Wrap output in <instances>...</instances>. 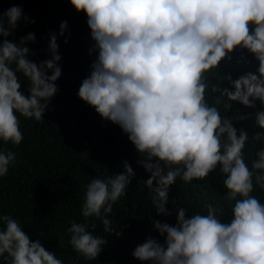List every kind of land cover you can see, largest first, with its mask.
<instances>
[{
    "label": "clouds",
    "instance_id": "9594fccd",
    "mask_svg": "<svg viewBox=\"0 0 264 264\" xmlns=\"http://www.w3.org/2000/svg\"><path fill=\"white\" fill-rule=\"evenodd\" d=\"M86 14L91 51L96 57L77 95L102 118L127 133L150 173L143 180L157 214L170 216L169 186L179 177L186 183L200 180L213 170L223 174L224 193L218 201H204L203 211L187 214L178 206L175 224L153 220L164 237L148 236L131 255L148 264H264V200L253 195L264 190V146L249 163L245 148L248 131L232 121L252 113L236 111L222 116L232 102L264 105V0H70ZM21 20H28L19 5L0 13V141L18 145L24 139L20 117L44 119L54 83L61 75L56 34L50 35L51 57L36 62L27 41L8 38ZM34 22V21H33ZM60 32L66 28L61 21ZM247 49L258 61L255 72L221 79L229 86L211 83L208 74L234 49ZM242 59V57H241ZM239 62V61H238ZM28 81V94L21 79ZM218 93L209 104L206 94ZM219 106V107H218ZM254 122L262 129L253 139L264 142V108ZM16 152L0 148V177L17 163ZM124 171L94 176L84 188L80 212L85 222L72 220L65 228L68 243L86 260L101 252L106 240L89 229L87 218L96 217L106 232L113 231V202L125 195L134 175ZM155 181V183H154ZM222 201V202H221ZM230 215L228 222L222 217ZM96 227L95 223L91 224ZM120 235L119 232L116 233ZM63 241H61V244ZM0 260L4 264H64L39 239H31L18 219L0 215Z\"/></svg>",
    "mask_w": 264,
    "mask_h": 264
},
{
    "label": "trees",
    "instance_id": "16d2710c",
    "mask_svg": "<svg viewBox=\"0 0 264 264\" xmlns=\"http://www.w3.org/2000/svg\"><path fill=\"white\" fill-rule=\"evenodd\" d=\"M12 5H19L28 20L19 21L8 38L19 42L20 37L33 32L35 41L26 42L34 53L29 59L39 62L51 57L48 43L50 35L55 33L62 70L54 82L58 91L51 98L44 119L36 121L21 116L20 129L24 136L21 143L13 145L0 141V148L16 152L18 161L10 166L7 175L0 177V215L7 213L18 219L30 240L39 239L47 250L63 259L64 264H148L133 257L131 252L148 236L164 242L152 221L175 224L178 206L185 207L190 215L194 211H203L204 201L213 202V196L219 201L225 191L223 174L213 170L203 179H194L190 183L177 177L169 186L166 205L172 214H157L143 183L150 173L137 163L141 155L127 133L118 124L102 118L93 106L77 95L80 83L89 74L96 57L95 51L90 52L94 41L86 14L77 11L70 0H0V13ZM61 21L66 22L62 34ZM231 57L230 60L222 59L208 74L211 83L230 87L227 80L221 79L225 75L237 78L246 71L255 72L258 61L247 49H234ZM17 75L21 79L20 90L27 95L28 81L22 74ZM216 95L218 93L206 94L210 105ZM261 108L264 105L258 99L252 107L232 102L227 111L221 108L222 116H232L236 111L253 114L246 120L232 121L235 127L243 126L249 133L245 148L249 167L255 152L264 146V142L253 139L254 134L262 130L254 122V114ZM124 161L133 168L134 175L125 195L113 202L112 212L106 214L113 223V231L106 232L96 217L87 218L88 230L103 236L106 243L95 259L86 260L73 250L68 243L69 234L64 230L72 220L85 222L80 206L86 183L94 176L124 171ZM252 194L264 200V190L255 182ZM221 219L228 222L231 217L225 215ZM92 223L96 224L95 228L91 227ZM0 264L4 262L0 260Z\"/></svg>",
    "mask_w": 264,
    "mask_h": 264
}]
</instances>
